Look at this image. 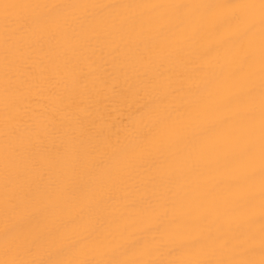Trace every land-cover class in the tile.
Segmentation results:
<instances>
[{"label": "snow or ice", "instance_id": "snow-or-ice-1", "mask_svg": "<svg viewBox=\"0 0 264 264\" xmlns=\"http://www.w3.org/2000/svg\"><path fill=\"white\" fill-rule=\"evenodd\" d=\"M0 264H264V0H0Z\"/></svg>", "mask_w": 264, "mask_h": 264}]
</instances>
